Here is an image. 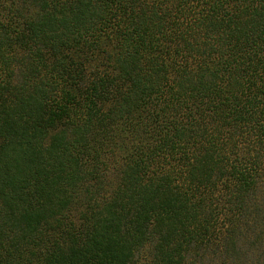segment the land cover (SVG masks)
I'll list each match as a JSON object with an SVG mask.
<instances>
[{
    "label": "trees",
    "instance_id": "16d2710c",
    "mask_svg": "<svg viewBox=\"0 0 264 264\" xmlns=\"http://www.w3.org/2000/svg\"><path fill=\"white\" fill-rule=\"evenodd\" d=\"M0 264H264V0H0Z\"/></svg>",
    "mask_w": 264,
    "mask_h": 264
}]
</instances>
